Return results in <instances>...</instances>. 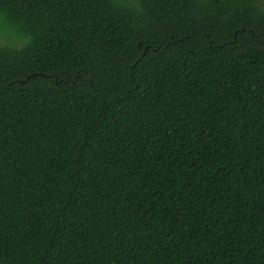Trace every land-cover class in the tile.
<instances>
[{"label": "trees", "instance_id": "1", "mask_svg": "<svg viewBox=\"0 0 264 264\" xmlns=\"http://www.w3.org/2000/svg\"><path fill=\"white\" fill-rule=\"evenodd\" d=\"M0 264H264V0H0Z\"/></svg>", "mask_w": 264, "mask_h": 264}]
</instances>
